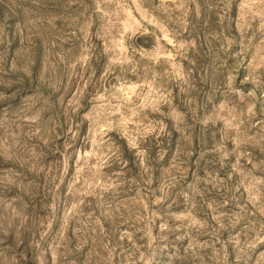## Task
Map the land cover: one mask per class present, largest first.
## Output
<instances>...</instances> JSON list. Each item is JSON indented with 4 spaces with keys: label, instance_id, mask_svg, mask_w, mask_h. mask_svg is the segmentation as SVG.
Segmentation results:
<instances>
[{
    "label": "rangeland",
    "instance_id": "1",
    "mask_svg": "<svg viewBox=\"0 0 264 264\" xmlns=\"http://www.w3.org/2000/svg\"><path fill=\"white\" fill-rule=\"evenodd\" d=\"M0 264H264V0H0Z\"/></svg>",
    "mask_w": 264,
    "mask_h": 264
}]
</instances>
